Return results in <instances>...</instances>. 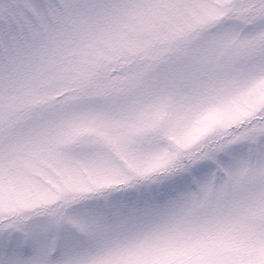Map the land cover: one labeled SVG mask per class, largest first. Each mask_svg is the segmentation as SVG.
Masks as SVG:
<instances>
[{"label": "snow or ice", "instance_id": "6c2138e0", "mask_svg": "<svg viewBox=\"0 0 264 264\" xmlns=\"http://www.w3.org/2000/svg\"><path fill=\"white\" fill-rule=\"evenodd\" d=\"M0 264H264V0H0Z\"/></svg>", "mask_w": 264, "mask_h": 264}]
</instances>
